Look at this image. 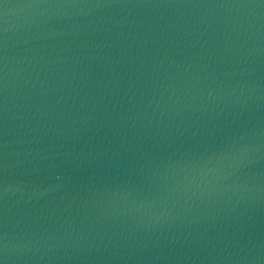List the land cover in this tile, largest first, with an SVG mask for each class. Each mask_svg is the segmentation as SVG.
<instances>
[{
    "label": "water",
    "instance_id": "95a60500",
    "mask_svg": "<svg viewBox=\"0 0 264 264\" xmlns=\"http://www.w3.org/2000/svg\"><path fill=\"white\" fill-rule=\"evenodd\" d=\"M0 264H264V0H0Z\"/></svg>",
    "mask_w": 264,
    "mask_h": 264
}]
</instances>
